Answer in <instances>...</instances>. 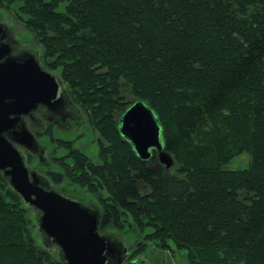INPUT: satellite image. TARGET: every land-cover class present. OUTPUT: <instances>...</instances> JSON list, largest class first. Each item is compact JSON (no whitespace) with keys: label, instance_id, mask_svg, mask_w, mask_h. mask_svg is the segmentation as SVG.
<instances>
[{"label":"trees","instance_id":"trees-1","mask_svg":"<svg viewBox=\"0 0 264 264\" xmlns=\"http://www.w3.org/2000/svg\"><path fill=\"white\" fill-rule=\"evenodd\" d=\"M4 3L64 61L100 134L117 143L99 166L71 154L72 171L97 179L88 190L106 203L100 228L128 215L188 264H264V0ZM136 102L157 116L175 171L121 134ZM244 152L249 167L228 168ZM29 209L0 173V264L60 263L37 246Z\"/></svg>","mask_w":264,"mask_h":264},{"label":"water","instance_id":"water-1","mask_svg":"<svg viewBox=\"0 0 264 264\" xmlns=\"http://www.w3.org/2000/svg\"><path fill=\"white\" fill-rule=\"evenodd\" d=\"M3 35L0 27V38ZM61 84L33 55L10 57L0 63V173L24 204L39 213V230L58 248L64 264H106L113 244L100 233L99 213L46 185L30 169L23 153L37 148V138L25 118L39 105L59 103ZM119 128L140 158L148 160L156 150L160 163L167 170L173 167L157 116L146 104L136 102L129 107Z\"/></svg>","mask_w":264,"mask_h":264},{"label":"rangeland","instance_id":"rangeland-1","mask_svg":"<svg viewBox=\"0 0 264 264\" xmlns=\"http://www.w3.org/2000/svg\"><path fill=\"white\" fill-rule=\"evenodd\" d=\"M3 1L0 0V24L7 25L16 34L17 44L22 47V50H28L34 54L43 68L61 80V96L64 99V108L74 117V120L64 121L62 116L57 115L53 119L54 121L49 122L41 120L37 116L39 125H28L30 131L37 138L38 146L37 152L23 150L28 166L41 176L46 185L104 215V208H106L104 204L106 203L103 198L96 194V191L88 190L91 182L97 180L96 177L92 175V172L87 173L83 169L88 178V180H84L85 175L82 176V170L72 171L71 165H75L76 162H74L75 160L70 161L71 154H82L89 163L99 166L105 162L103 160L104 149L111 148L114 144L117 146V143L112 141L113 138L110 134H108L110 138L107 136L103 138L100 134L101 131L95 126L91 112L82 105L81 100L77 97L78 87L72 88L70 81L65 79V76L68 75L64 61L59 60L57 56H46L44 47L38 43L35 34L33 35L26 29L24 23L19 21L15 15L18 12V7L10 8L6 3L3 4ZM67 143L70 145L69 148L66 146ZM163 145L165 146V141ZM120 149L122 150L121 145L118 146V150ZM152 152L157 155V161L160 163L158 152L156 150ZM168 154L170 155V153ZM251 161V155L244 152L230 160L228 168L233 170L246 169ZM67 163H69L68 166L70 165L69 170L66 166ZM176 169L174 164L172 170L175 171ZM78 173H81L83 177L82 182L77 179H82L81 176L77 175ZM102 196L106 195L103 194ZM126 216H123L124 218L118 223L113 218L109 224H104L100 228V233L122 242L130 254L129 259L135 260L139 264H188L184 257L186 251H174V247L173 249H161L154 241L146 240L143 228L134 225L131 216ZM27 218L30 221L29 230L37 246L49 251L53 260L60 262L58 264H63L58 248L54 244L48 243L49 239L45 233L39 230V213L29 209ZM45 243L48 244V247Z\"/></svg>","mask_w":264,"mask_h":264},{"label":"flooded vegetation","instance_id":"flooded-vegetation-1","mask_svg":"<svg viewBox=\"0 0 264 264\" xmlns=\"http://www.w3.org/2000/svg\"><path fill=\"white\" fill-rule=\"evenodd\" d=\"M1 31H4L3 37L0 38V56L3 55L0 59V63L3 62L6 58H17L25 59L29 55H33L28 50H22L17 44L16 34L9 29L7 25L0 24ZM36 57V56H35ZM57 115L62 116L61 118L64 121L74 120V117L68 113L64 108V99L61 96V101L59 103H54L52 106H42L39 105L30 116L26 117L24 122L28 125H39V119L46 120L49 122L54 121ZM37 116L39 119H37ZM38 151V146L36 151ZM100 215V214H99ZM108 240L113 244V252L110 255H107L106 264H139L135 260L129 259L130 254L128 253L127 248L123 245L122 242H118L115 239L108 237Z\"/></svg>","mask_w":264,"mask_h":264}]
</instances>
